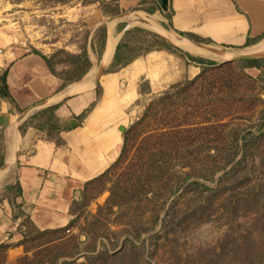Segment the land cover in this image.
<instances>
[{"label": "rangeland", "instance_id": "1", "mask_svg": "<svg viewBox=\"0 0 264 264\" xmlns=\"http://www.w3.org/2000/svg\"><path fill=\"white\" fill-rule=\"evenodd\" d=\"M98 4L0 0V54L37 51L59 76L73 75L84 66L77 56L89 35L103 34L96 28L103 20L99 11L83 9ZM141 4L146 18L155 15L160 21L158 12L150 13L156 0ZM110 7L99 4L105 18L124 12L120 20L133 25L122 40L128 44L125 58L140 55L136 65L106 71L114 74L120 103L106 98V73L97 93L104 102L93 115H107L112 126L124 128L117 157L103 182L77 189L71 199L73 223L58 231L39 234L13 199L19 233L13 243L20 252L11 251L13 243H0L10 244L0 249V263L56 264L57 257L59 264H264V72L240 71L239 61L215 54L210 57L217 64L199 65L187 57V48L174 43L179 41L133 22L139 7L118 8L109 16ZM158 37L175 52L156 48ZM200 43L230 57L257 47ZM200 54L205 55L194 56ZM136 68L139 73L131 79ZM153 70L159 72L157 85L149 77ZM225 78L228 87L221 85ZM185 79L197 81L171 89ZM140 119L125 142V129ZM243 151L247 155L238 164ZM25 255L30 258L23 260Z\"/></svg>", "mask_w": 264, "mask_h": 264}, {"label": "crops", "instance_id": "2", "mask_svg": "<svg viewBox=\"0 0 264 264\" xmlns=\"http://www.w3.org/2000/svg\"><path fill=\"white\" fill-rule=\"evenodd\" d=\"M105 1L119 4L120 10L139 7V13L132 14L133 22L151 30L165 32L159 26L164 24L180 38L183 35L177 31L210 38L217 45L264 49V39L246 45L249 38L254 39L264 32V0H236L243 13L236 10L233 0H168L164 5L156 0L153 14L158 12L160 21L155 15L149 14L152 18L143 15L141 0ZM99 4L83 5V9L93 7L99 11L103 20L96 28L106 29V39L99 52L101 35H89L86 49L92 65L81 80L64 86L63 79L53 74L43 57L34 52L20 55L3 51L0 54V73L8 71V88L20 109L0 95V243H13L19 238L13 199L20 210L30 215L38 229L63 228L71 222V199L77 189L102 174L117 157L123 126L118 130L109 122V116L93 115L104 102L102 97L97 99L104 74L99 80L97 76L99 71L110 75L106 71L113 63L117 46L133 25L120 20L127 15L124 12L113 16L110 15L118 12L110 13V17L105 18L106 13L101 11ZM183 37L190 44L196 41ZM113 40L117 42L112 49ZM187 53L195 55L190 50ZM199 57L208 59L205 55ZM210 60L215 59L210 57ZM136 61L138 58L121 68L136 65ZM135 71L139 70L134 69L132 75ZM150 80L152 84L151 77ZM110 98L121 102L118 96L109 97L108 102ZM92 103L91 111L81 119L80 114ZM53 106L56 107L54 121L61 127L59 133L55 130L54 137L59 136L63 144L49 136L47 125L41 128L48 119L45 111ZM70 122H77V125L71 126ZM18 184L22 193L16 197ZM12 247L11 251L20 252L17 244L13 243Z\"/></svg>", "mask_w": 264, "mask_h": 264}, {"label": "trees", "instance_id": "3", "mask_svg": "<svg viewBox=\"0 0 264 264\" xmlns=\"http://www.w3.org/2000/svg\"><path fill=\"white\" fill-rule=\"evenodd\" d=\"M95 1H98L100 4H103V5H106L107 7H110V5H112V4H110V3H108V2H106L105 0H95ZM233 2H234V4H235V8H236V10L238 11V12H241V13H243V11L239 8V6H238V3H237V1L236 0H233ZM118 8H119V6L116 4V5H114V7H110V10H109V12L111 11V12H116V11H118ZM172 10V9H171ZM155 10L154 9H152L150 12L151 13H153ZM104 12L106 13V10H104ZM110 12V13H111ZM167 16L169 17V19L171 18V13L169 12V13H167ZM123 25H125V24H123ZM123 25L121 24V26L123 27ZM128 32V31H127ZM126 32V33H127ZM180 35H183V36H188V37H191V38H193L194 40H196V41H198V42H205V43H214L215 44V42L212 40V39H210V38H205V37H200V36H197V35H194V34H189V33H186V32H181V31H177ZM155 37H157L156 35H155ZM264 37V32L260 35V36H258V37H256V38H254V39H248L247 40V43H246V45H250L251 44V42H256V41H259V40H261L262 38ZM105 39H106V29H103V34L100 36V38H99V52L101 51V49L104 47V45H105ZM158 39H160L159 37H158ZM160 41H161V43H160V45H158V47H156V48H164V49H167V50H169V51H171V52H175V48H173L171 45H169V44H167L164 40H161L160 39ZM225 46H227V45H225ZM128 47V44L127 43H124V42H120L119 44H118V46H117V49H116V53H115V55H114V60H113V63H112V65H111V69H115V68H120V67H123V66H126V65H128L129 63H131L133 60H134V58H138L140 55H137L136 57H134V58H125V49ZM149 51H151V49H149L148 50V52ZM181 51V50H180ZM34 53H37V54H39V55H41L42 57H43V59L46 61V63H47V65H48V67H49V69L51 70V72L53 73V74H55V75H57L58 77H60V78H62L63 79V81H64V83H63V85L65 86V85H67L68 83H71V82H74V81H78V80H81L87 73H88V71L90 70V68H91V65H92V63H91V61H90V59H89V57H88V53H87V49H84L82 52H81V54H79L77 57V62L78 63H80L81 61L82 62H84V66H83V68L82 69H76L74 72H73V75H69V76H67V77H61V76H59L56 72H55V69L53 68V66H52V64L50 63V61L42 54V53H40V52H37V51H34ZM186 55H187V57H189L192 61H195V62H197V63H199V64H201V65H215V64H217V61H215V60H210V59H205V58H203V57H195V56H193V55H191V54H189V53H185ZM74 55H76V54H74ZM73 55V56H74ZM232 64H234V63H226L225 65H232ZM236 67H237V69H239L240 71H245L246 69H248V68H258V69H260L262 72H264V58H262V59H260V58H258V59H247V60H243V61H239V62H237L236 64ZM78 68V67H77ZM243 73V72H242ZM7 74H8V71L7 70H5V71H3L2 73H0V95L1 96H4V97H6L7 99H9V101L12 103V104H14L16 107H17V105H16V101L14 100V98L12 97V95L10 94V91H9V88H8V84H7ZM201 79L202 78V76L200 77H197L196 79ZM195 79V80H196ZM225 81H223L222 83H221V85H223V86H225V87H228V81H227V79L225 78L224 79ZM197 81V80H196ZM196 81H194V80H189V79H185V80H183V81H180V82H178V83H175V84H173V85H171L170 87H171V89H173V88H179V87H181V86H184V85H186V84H191V83H193V82H196ZM97 93H98V90H97ZM94 106V103H92L88 108H86L80 115V118L82 119L85 115H87L88 114V112H90L91 111V109H92V107ZM18 108V107H17ZM55 106H53V107H51V108H49V109H47L46 111H45V113H48V119H47V121L45 122V124H41V128H43L45 125H47L48 126V128L50 129V131H49V136H52V137H54L55 135H54V132H55V130H57V133H59L60 132V130H61V127L57 124V123H55V121H54V110H55ZM19 109V108H18ZM20 110V109H19ZM145 117H146V115H145ZM144 118V117H143ZM142 118V119H143ZM142 119H140V121H138V122H135L131 127H129L128 129H125V131H124V133H125V142H126V140H127V138H128V136H129V134L130 133H132V131L134 130V129H136L137 127H138V125L140 124V122L142 121ZM55 138V137H54ZM254 139L255 140H257V137H254ZM55 140H56V142L57 143H59V144H63V141H62V139L58 136V137H56L55 138ZM238 145V144H237ZM238 147V146H237ZM124 150V149H123ZM123 150H122V152H121V155H120V158H119V161H120V159L122 158V155H123ZM236 156L239 154V150H236V152L234 153ZM246 155H247V153H246V151H243V157H242V159L241 160H239V161H237V163L238 164H240V163H242L243 162V160L245 159V157H246ZM233 159H235V156H234V158ZM110 168L111 167H109L108 169H106L102 174H100L99 176H97V177H95V178H93V179H91V180H89V181H87L86 183H85V185H84V190H86V189H89V187L91 186V185H94V184H96V183H101V182H103V179L108 175V173H109V171H110ZM194 183H196V182H194ZM197 184V183H196ZM21 187H20V185L18 184V188H17V193H16V197L17 196H20L21 195ZM111 193H113V191L111 190ZM15 197V198H16ZM15 200V199H14ZM17 206H18V204H17ZM72 213V212H71ZM30 221H31V224H33V221L30 219ZM73 223V220L69 223L70 225ZM34 225V224H33ZM36 229H37V232L39 233V234H46V233H50V232H53V231H58V230H60V228L59 229H47V230H40V229H38L37 227H36ZM10 246V244H8V243H6V244H1L0 245V249H3V248H8ZM1 251V250H0ZM64 257H66V256H68V255H63ZM30 257H29V255H25L22 259L23 260H26V259H29ZM56 258L57 257H55L54 258V263H56V264H59L60 262H58L57 260H56ZM63 263H67L66 261H63ZM0 264H6V262L5 261H1V263Z\"/></svg>", "mask_w": 264, "mask_h": 264}, {"label": "bare ground", "instance_id": "4", "mask_svg": "<svg viewBox=\"0 0 264 264\" xmlns=\"http://www.w3.org/2000/svg\"><path fill=\"white\" fill-rule=\"evenodd\" d=\"M153 20V19H152ZM151 21V20H150ZM154 21V20H153ZM147 22H148V20H147ZM155 22V21H154ZM155 24V23H154ZM162 29V28H161ZM154 30H156V31H158V32H160V33H162L163 35H165L166 36V38L167 39H172L171 41L173 42V41H179L185 48H187L188 50H190V51H192V52H199V53H203V54H205V55H207V56H212V55H218V56H220V57H223V58H232V57H234V56H225V54H223L222 52L223 51H212L211 49H210V46H204V45H195V44H190L189 43V41L187 42L186 40H185V38H183L184 40H182L178 35H176V34H174V33H169V32H163L162 30H159V29H155L154 28ZM116 40H113L112 41V44H111V48L113 49L114 47H115V44H116ZM175 43V42H174ZM177 44V43H176ZM199 47V48H198ZM257 47H255L254 49L252 48L250 51H248V53L247 54H258V53H264V49H261V50H259V48H257ZM252 51H258L257 53L256 52H252ZM242 55H246V54H242ZM237 56H239V55H236V57ZM159 58V56L157 55V56H153L152 57V59H153V61H155L156 59H158ZM159 68V67H158ZM161 68V67H160ZM97 72V71H96ZM139 72H137V73H135V74H133V77L135 76V75H137ZM95 77V76H94ZM149 77H151V79H152V85H157V84H159L160 82H161V80H160V77H159V72H158V70L156 71V70H153V71H150L149 72ZM133 79V78H132ZM105 88H106V98H109V97H111V96H118L117 95V92H116V90L114 89V83H113V81H112V75L110 74V75H107L106 77H105ZM133 89V88H132ZM135 90V89H134ZM132 92V91H131ZM122 95V94H121ZM132 97V96H131ZM124 98H125V96H124ZM119 99H120V101L121 100H123V96H120L119 97ZM127 100V99H126ZM99 108H98V110L96 109V111H95V114H97L98 112H99Z\"/></svg>", "mask_w": 264, "mask_h": 264}, {"label": "water", "instance_id": "5", "mask_svg": "<svg viewBox=\"0 0 264 264\" xmlns=\"http://www.w3.org/2000/svg\"><path fill=\"white\" fill-rule=\"evenodd\" d=\"M161 5H164L167 3L168 0H157ZM160 33V32H159ZM164 38H166L165 35H163L162 33H160ZM169 42H172L171 40L167 39ZM195 45H204V46H209V45H205V44H202L200 42H196V41H192ZM210 49L212 51H221L219 48H215V47H211L210 46ZM264 57V54H246V55H239V56H234L232 57L231 59L234 60V61H243V60H247V59H258V58H263ZM104 74V71H99V74L97 76V80L100 79L101 75ZM70 125L71 126H75L77 125V122H70ZM124 129V128H122Z\"/></svg>", "mask_w": 264, "mask_h": 264}]
</instances>
